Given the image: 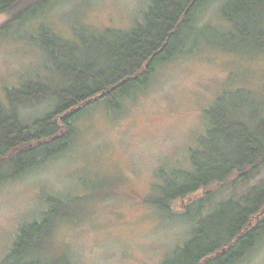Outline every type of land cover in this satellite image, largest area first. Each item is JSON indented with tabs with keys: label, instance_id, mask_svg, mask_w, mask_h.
Instances as JSON below:
<instances>
[{
	"label": "rangeland",
	"instance_id": "374dc122",
	"mask_svg": "<svg viewBox=\"0 0 264 264\" xmlns=\"http://www.w3.org/2000/svg\"><path fill=\"white\" fill-rule=\"evenodd\" d=\"M151 0H52L17 33L0 37V105L6 89L25 79H48L50 64L25 37L40 25L75 41L80 26L101 34L129 30ZM11 10L0 12V26ZM220 21L218 3L200 11L197 24ZM192 49L193 47L190 46ZM226 52L202 43L183 56L160 64L146 88L125 101L119 113L95 106L76 120L70 148L20 178L0 184V261L20 225L39 220L48 197L64 200L45 256L64 254L74 264H160L190 237L193 222L182 213L204 196L199 190L171 203L165 213L147 201L157 195L160 170L189 168V152L198 146L206 121L203 110L223 89L253 93L250 114H264V50ZM48 101L20 110L26 122L49 107ZM264 180V167L247 183L210 186L215 195L204 213L219 201L238 199ZM239 264H264V235Z\"/></svg>",
	"mask_w": 264,
	"mask_h": 264
},
{
	"label": "trees",
	"instance_id": "16d2710c",
	"mask_svg": "<svg viewBox=\"0 0 264 264\" xmlns=\"http://www.w3.org/2000/svg\"><path fill=\"white\" fill-rule=\"evenodd\" d=\"M52 0H0V12L11 15L0 26V37L17 33L25 21L41 14ZM218 3L220 21L198 26L200 11ZM76 40L58 35L45 25L26 35L50 64L48 79L21 82L6 89L0 105V184L66 152L74 141L75 122L95 106L119 113L126 100L147 87L156 68L183 56L202 43L226 52L264 50V0H151L129 30L106 29L97 34L85 26ZM190 46L193 48L191 49ZM253 93L223 89L203 110L206 128L189 152V168L160 170L156 196L148 202L165 213L171 203L199 190L204 196L186 206L182 216L193 222L190 237L160 264H239L264 235V180L238 199L219 201L203 212L214 193L210 186L231 188L247 183L264 167V114L252 112ZM40 101L49 107L30 122L20 110ZM39 220L19 226L0 264H47L58 219L66 203L48 197ZM52 264H74L53 254Z\"/></svg>",
	"mask_w": 264,
	"mask_h": 264
}]
</instances>
